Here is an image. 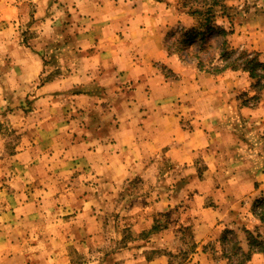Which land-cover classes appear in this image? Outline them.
I'll use <instances>...</instances> for the list:
<instances>
[{
	"label": "rangeland",
	"instance_id": "rangeland-1",
	"mask_svg": "<svg viewBox=\"0 0 264 264\" xmlns=\"http://www.w3.org/2000/svg\"><path fill=\"white\" fill-rule=\"evenodd\" d=\"M187 11L183 0H0V264H47L52 250L67 252L74 264H96L105 252L108 255L128 244L138 260L135 264L155 258L156 264H264L260 218L264 210V91L253 88L247 71L227 69L215 74L200 69V42L218 45L225 37L213 31L208 39L182 45L181 29L197 22ZM216 14L218 24L234 29L227 35V45L236 50L234 59L242 50L252 55L261 52L264 58V0H226ZM105 18L109 19L106 27L101 24ZM156 41L163 46L166 61L154 56L150 61V47ZM121 52L159 65L170 79L214 75L216 82L210 86L215 94H234L233 99H238V104H232L228 98L234 109L227 112L223 129L217 126L216 147L224 143L219 148L223 156L208 179L220 189L214 195L200 193L204 188L197 177L203 178L208 164L199 155L191 165L193 171L186 164L170 171L171 178L163 183L179 189V203L169 211L152 212L144 206L143 196L158 182L145 177L125 182L117 197L109 193L86 209L84 201L92 193L116 189L115 182L91 173L90 163L96 159L86 155L95 152L102 160L114 156L116 161V148L119 155L130 154L109 144L118 136L112 130L116 124L112 110L105 109L109 101L91 99L89 108L78 96L96 88L99 94H109L106 90L113 76L87 83L92 76L87 70L98 59H114ZM214 54L211 48L202 50L203 60L209 61ZM70 73L71 79L41 93L48 81ZM217 105L224 106L220 101ZM99 110L104 113L98 114ZM60 122L66 125L61 127ZM98 137L107 144L88 142ZM164 150L156 155L160 162L156 171L170 165ZM137 170L145 172L141 167ZM172 173L187 175L176 183ZM67 199L75 205L63 211L55 208ZM80 213L84 215L77 217ZM147 214L155 220L152 227L143 228L142 217ZM72 218L82 222L92 218L89 232L105 239L102 247L51 243L54 235H79L80 227L73 224L58 227ZM252 238L259 244L251 252Z\"/></svg>",
	"mask_w": 264,
	"mask_h": 264
},
{
	"label": "crops",
	"instance_id": "crops-1",
	"mask_svg": "<svg viewBox=\"0 0 264 264\" xmlns=\"http://www.w3.org/2000/svg\"><path fill=\"white\" fill-rule=\"evenodd\" d=\"M111 17L112 19L115 18L113 15ZM102 20L104 21L101 23L103 24L102 26L106 27L107 25H104V23L108 22L109 19L105 18ZM114 21L115 20H113L112 24ZM150 29L152 32L153 27ZM129 30L130 28L128 27L126 32ZM141 45H143L144 48H148L145 44ZM151 45L153 48L150 47L151 51L148 54V56L151 57L150 61L153 59L152 56L162 61L168 59L161 44L156 41ZM130 58L131 56L128 52H121L118 56L116 55L114 59H98L96 62L97 64L95 66H90L92 68L87 70V74H92V76L86 81L87 83L92 82L97 77H103L104 80L107 78L108 80L113 76L112 84H109V86L107 85L108 89L106 91L109 94H99V88H96V90L87 89V94H80L78 96L87 101L88 104L86 105L89 108L92 104L90 101L91 99H100V103H103V99L109 101L105 103V109L108 108L112 110V118L116 121V124L112 126V130L118 131L116 139L112 140L109 144L122 147V151L127 150L126 153L130 154L129 157H127L128 155H119L117 153L120 152V149L116 148V161L114 156L111 158H106L105 156L102 160L101 156L95 152H90L86 155V159H90L92 156L96 159L95 161L92 159L90 163L91 171H93L91 172L92 174L99 176L102 180H108V182H112V184L113 182L116 183V189L112 187L107 190V193L99 190L88 196L86 201H84L87 205L86 209H92L96 203L104 201L105 197H109V193L117 197L118 194H121L124 190L122 186L125 182L133 181L134 178L145 177L147 179L151 178L152 181L157 179L158 182L154 187L150 186L148 189L149 192H146L143 196L144 206L147 205V208L152 212L169 211L179 203V189L178 185L174 188L173 186H164L163 183H165V180L171 178L170 171H174L176 168L187 164L188 171H193L192 164L195 163L194 160L198 158L199 155H202L205 162L208 164L207 169L202 175L203 178L200 176L197 177L201 182L200 187L204 188L200 193L205 196L210 194L214 195L215 190L220 189L208 179L213 176L217 163L220 157L223 156L219 148L222 147L224 142L216 147L217 140L219 139L218 135H220L218 127L222 128L221 126L222 123H224L223 121L227 116V112L230 109H234L229 106L230 103L228 98L230 100L232 98V104H235V102L238 104V99H233L234 94H228L229 97H227V94L226 96L225 94H215V88L210 86L212 83L215 84L216 82L214 75L204 74L203 76H193L187 79L180 77L170 79L164 75L159 65L148 63L147 60L144 59H137V57L133 59ZM99 64L100 66H98ZM94 67H99L100 71L97 69L95 71ZM72 77V73L60 75V77L48 81L46 83L47 86L40 91L41 93L46 91V87L50 85L59 86L63 81L71 79ZM219 101L224 105L223 107L217 105ZM203 104L207 105L203 106ZM244 111L247 112V109H244ZM103 113L104 110H99L98 114L102 115ZM116 115L118 119H116ZM58 124L61 127L66 125L63 122ZM91 140H96L98 145L107 144L105 142L106 140L104 141L101 137L94 139L89 138L88 142ZM160 150L165 151L167 156L166 159L169 160L170 165L161 166L156 171V165L159 166L160 163L159 158L156 159V155ZM83 159L82 157L80 160L83 161ZM160 159H163V157L160 156ZM137 167H141L145 172L142 174V171L137 170ZM218 168H220V166H218ZM172 174L171 176L176 183L187 175L186 173L182 175L179 173ZM249 176L250 175H248V177ZM251 178H249V180H251ZM112 189L113 192L111 191ZM135 193L137 192L135 191ZM153 194H155V196H152ZM67 195L68 192L65 193V197H67ZM124 195L125 194L122 193L121 198H124ZM127 196L131 197L129 192H127ZM116 202H118L117 199ZM125 203H128L127 200L124 202V205ZM131 203L130 201L129 204ZM73 205L75 204H71L70 199H67V201L64 203L62 202L61 205L56 204L55 208L57 207L62 211L69 210ZM126 207L127 209L130 208L128 205ZM82 209L83 207L80 208V211ZM70 213L71 212H66L64 215ZM84 213L90 216L88 211ZM84 213L77 214L76 216L79 217L84 215ZM154 220L155 219L147 214L146 217H142L143 222L141 225H144L143 228L152 227ZM88 221H90L89 223L91 224L94 223L92 218H84L83 222L76 219L70 222L63 220L58 227H63L65 225L68 227L73 224L78 228L80 227L79 235L63 236L62 234H58L52 236L50 242L62 244H67L69 242L76 243L78 247H87L89 249L92 244L102 247L101 243L105 239L97 238L96 235L90 234L89 231L92 230L89 228ZM86 227L89 229L86 230ZM99 253H101V251L98 249L96 255ZM106 254L105 252L103 257L100 258V261H95L94 263L116 264L120 262V264H135V262L138 261L130 244L117 251L115 249L108 255ZM99 257L98 255V259ZM46 260L47 264H74L72 256L67 252H57L56 250L50 251ZM139 260H141V258H139ZM157 260V258L150 260L145 259V261H148L146 264H156L155 262ZM160 261H163V258L160 257Z\"/></svg>",
	"mask_w": 264,
	"mask_h": 264
},
{
	"label": "trees",
	"instance_id": "trees-1",
	"mask_svg": "<svg viewBox=\"0 0 264 264\" xmlns=\"http://www.w3.org/2000/svg\"><path fill=\"white\" fill-rule=\"evenodd\" d=\"M226 0H183V7L187 8L186 12L192 15L197 20L190 28L185 26L181 29L183 35L182 45L195 44L197 40L208 39V34L216 31L219 35L225 37L224 41L218 45H214L211 41L200 42V51L197 53V58L200 59L198 64L200 69L211 73H222L227 69L243 70L247 71L250 77L253 79L252 86L257 92L264 91V58H262L261 52H255L251 54L246 50H242L241 53L234 59L232 55L236 53V50L230 48L227 45V35L234 32V29L228 30L223 24H218L216 10L219 6L224 5ZM205 42V43H204ZM204 43V44H203ZM206 46V47H205ZM215 50L214 56L209 61L203 60L202 50L206 49ZM170 51L172 50L169 48ZM175 50H172L173 52ZM244 105L247 104L243 101ZM264 208V206H263ZM260 218L264 221V210L261 212ZM253 237V236H252ZM259 244L256 240L250 241V251H257L253 245ZM263 251L261 248L258 249ZM250 253H246L245 260L247 261L251 256Z\"/></svg>",
	"mask_w": 264,
	"mask_h": 264
}]
</instances>
